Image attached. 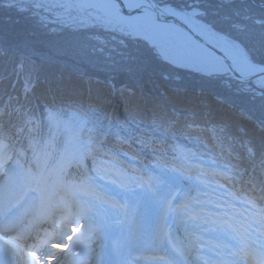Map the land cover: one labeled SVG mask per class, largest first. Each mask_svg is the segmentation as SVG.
Returning <instances> with one entry per match:
<instances>
[{
	"label": "clouds",
	"instance_id": "1",
	"mask_svg": "<svg viewBox=\"0 0 264 264\" xmlns=\"http://www.w3.org/2000/svg\"><path fill=\"white\" fill-rule=\"evenodd\" d=\"M43 4L50 5L45 11L53 24L115 33L102 41L105 44L149 42L170 34L164 14L172 7L168 0H151L149 19L137 26L147 33L144 37L121 26L115 14L106 21L97 12L76 11L69 0H43ZM184 11L204 15L192 4ZM221 35L244 49L236 38ZM89 51L85 42L81 52ZM245 70L247 79L264 86V63L247 56ZM35 87L30 78L20 96L5 99L0 95V185L5 189L0 228L4 236L28 235L22 241L26 246L46 240L41 258L54 255L55 264H96L95 253L106 244L102 215L96 218L100 231L89 241L95 252L82 250L77 257L75 248L65 253L52 245L75 244L67 240L70 223L80 207L97 203L74 191L76 186L91 183L105 193L128 180L149 193V202L135 237L127 241L126 254L109 256L105 249L110 264H145L146 253L163 257L155 264H264V154L257 158L247 141L228 135L223 126L200 121L195 114L183 118L169 114L162 105L145 112L131 103L126 120L103 113L104 104L90 97L52 99L43 112H33L28 100ZM64 111L85 115L91 123L65 120ZM93 113H101L98 122ZM53 114L59 117L55 121ZM165 174L179 177L181 183H169ZM68 216L61 225L60 219ZM84 222L87 227L88 221ZM3 261L20 264L18 257L8 253Z\"/></svg>",
	"mask_w": 264,
	"mask_h": 264
},
{
	"label": "trees",
	"instance_id": "2",
	"mask_svg": "<svg viewBox=\"0 0 264 264\" xmlns=\"http://www.w3.org/2000/svg\"><path fill=\"white\" fill-rule=\"evenodd\" d=\"M6 2L0 0V95L5 99L20 96L25 81L32 78L36 87L29 96L28 104L33 112H43L45 104L52 99L82 100L90 97L104 104L106 112L103 113L106 114L115 105L114 119L126 120L131 103L139 104L145 112L153 106L162 105L169 114L181 118L195 114L200 121L207 120L223 126L228 135L239 138L241 142L247 141L257 158L264 154V87L252 81L241 82L222 73L212 74V81L205 85L199 82L184 86L183 81L174 79L179 68L162 59L154 47H150L151 53L144 56L142 64L136 60L127 67L124 56L135 44L132 41L106 44L114 47L120 57H115V62H108L103 67L99 57L103 50L93 48L82 54L81 48L85 43L83 29L74 32L68 28L64 36L61 33L51 34L43 29L38 16L31 10ZM168 2L179 9L188 8L189 4L193 8L198 7L204 14L200 15L204 22L242 42L252 60L264 63V0ZM90 41L91 48L92 38ZM95 42L104 48L102 41ZM66 44H72L73 51L63 58L59 53L63 55L62 47ZM131 51L135 52L134 49ZM131 71L134 72L133 77ZM180 71L187 79L190 75L202 77L191 71L185 72V69ZM123 76L132 78L121 84ZM129 89L134 94H130ZM117 98L121 103L116 104ZM62 115L64 119L85 118L86 123H91L82 114L72 116L64 111ZM53 116L55 120L59 118L56 114ZM93 116L98 122L101 113H93ZM182 142L188 143L187 140Z\"/></svg>",
	"mask_w": 264,
	"mask_h": 264
},
{
	"label": "snow or ice",
	"instance_id": "3",
	"mask_svg": "<svg viewBox=\"0 0 264 264\" xmlns=\"http://www.w3.org/2000/svg\"><path fill=\"white\" fill-rule=\"evenodd\" d=\"M74 191L84 193L97 203L95 206L89 203L88 208L80 207L79 212L76 213L75 222L70 223L71 235H67V240L75 241V244L56 243L52 247L65 253L69 252L70 248H75L77 257L82 250L95 252V249L90 248L89 241L100 231V224L96 218L102 215L107 225L104 233L106 244H102L101 251L95 253L96 264H110V261L105 259L106 251L109 256L123 257L126 254L127 241L136 235L139 218L149 202V193L132 186L131 181L128 180L121 181L105 193L99 192L91 183H82L76 186ZM4 195L5 189L0 185V211L4 209ZM75 203L80 205L79 201ZM65 219H70V216L62 217L59 223L63 225ZM85 220L88 221L87 227ZM3 232L4 229L0 228V264H4L5 253L18 257L20 264H55L54 255L41 258L46 240L41 238L37 244L26 246L22 241L27 239L28 235L18 234L16 237H6ZM44 235L45 237L49 235L47 230L44 231ZM60 235L63 236L64 232L61 231ZM158 259L163 257H157L152 253H146L144 256L145 264H155Z\"/></svg>",
	"mask_w": 264,
	"mask_h": 264
},
{
	"label": "rangeland",
	"instance_id": "4",
	"mask_svg": "<svg viewBox=\"0 0 264 264\" xmlns=\"http://www.w3.org/2000/svg\"><path fill=\"white\" fill-rule=\"evenodd\" d=\"M70 3H72L73 5H76V11H80L81 9L83 10L84 14L86 15L88 12H97L99 15L103 16L104 19L110 20L111 17L106 15L102 10H100L99 8H94L91 7L89 5H85L81 2V0H69ZM6 3H13V5H17L20 6V8H28L29 10H31V13H35L38 16V20H39V24L43 27V29L51 34H55V33H61L63 36L66 35L68 33V28L63 27V25L60 24H53L49 21V13H47L45 11V7H49L50 5H46L43 4V0H7ZM37 5H43L41 7H37ZM174 8L175 11L186 14L189 19L196 23L199 24V26L204 27L207 31L210 32L211 35L217 37V38H223V36L221 35L222 33L216 31L213 26L211 24H209L208 22H204L200 16H197L196 14H192L189 15L188 13H186L184 10L188 9H179L177 7H171V9ZM196 9L199 10V12H202L198 7H196ZM121 22V21H120ZM210 25V27H209ZM121 26L126 27L129 31L134 32L135 34L144 37L147 35V33L143 32L142 29L140 28H136L134 26H129L127 24H124L121 22ZM70 29V28H69ZM73 30V29H70ZM78 30H80L79 28L75 29L74 32H77ZM94 35H97V37L93 38ZM110 35H115V33H109L107 31H105L102 28H93V27H89L86 29H83V37H85L84 41L91 43L90 39L92 38V47L96 48V49H103L102 53L99 54V57L101 58L100 61H102L101 66H105L107 65L106 63L108 62H113L116 58H119L120 55H118L119 53L117 52V50H115L114 47H108V45H106L105 43L102 42V44L104 45V48H100L102 45L101 44H97L95 42V40H100V41H104L107 37H109ZM225 35V34H224ZM143 39L137 40L136 42H134L135 44H132V46H130V53L127 52V54L124 56V64L129 67V65H133V61L138 60L139 64H142L144 62V56H147V54L151 53L152 48H150L146 43H150L151 47L156 48L155 50L157 52H159V56L164 59L167 60L168 62H170L172 65H174L176 68L178 67L179 69L176 71V73L174 74V79H178L183 81L184 86L185 84L187 85H192L193 83H198L200 82V84L205 85L206 83H209L210 80L212 81L211 75L212 74H226L229 75L230 77H232V75L229 73V70H227L226 67H223V65L220 64V70H216V71H208L209 65H212V60L209 57H206V54L204 52V50L201 48V46H197L196 42L193 40L190 43L186 40H182V41H178V40H174L170 37H168L167 39L161 38V39H157V38H150L149 42H142ZM185 41V42H184ZM130 42V41H129ZM242 43V42H241ZM136 44L138 47H136ZM223 45H228L227 46V50L229 52H232L233 54H239L241 56H250L248 55V53H245L244 49H241L240 46L238 44H236L233 41H225L224 43H222ZM244 45V44H243ZM68 48V47H67ZM134 49L135 52H132L131 50ZM132 52V53H131ZM67 55H69V51L67 50L65 52L64 55H60V57L66 58ZM235 56V55H233ZM132 58H135V60H131ZM128 60V61H126ZM107 61V62H106ZM115 62V61H114ZM103 66V67H104ZM185 72H192L195 73L197 75L201 74L202 77H197V76H192L190 75V77H187L183 74L182 71L183 70ZM119 71H121V68H119ZM134 71V70H133ZM130 75L133 77L134 72H130ZM132 77H125L123 76L121 78V84H124V80H129ZM245 82H250V81H245ZM258 86L264 87L260 84H257ZM183 86V87H184ZM256 90V89H255ZM117 102L116 104L121 103L119 98L116 99ZM127 108V107H125ZM52 119H55L54 116H52ZM165 179L173 184H180L181 180L179 177L176 176H171V175H165Z\"/></svg>",
	"mask_w": 264,
	"mask_h": 264
},
{
	"label": "bare ground",
	"instance_id": "5",
	"mask_svg": "<svg viewBox=\"0 0 264 264\" xmlns=\"http://www.w3.org/2000/svg\"><path fill=\"white\" fill-rule=\"evenodd\" d=\"M81 2L99 8L110 17L115 14L122 23L136 28L149 19L148 13L151 0H81ZM164 14L168 18L174 16L178 18V21L175 22L167 19L171 25L168 37L178 41L187 40L189 43L194 40L197 46H201L204 50L206 57H210L213 61L212 65H209L210 69L208 71L220 70V64L226 67L227 70L231 69V65H233L237 68L239 74L247 75L245 70L246 56L243 57L238 53L229 52L227 50L228 45L222 44L224 43L223 38L211 35L204 27L192 22L186 14L171 8L164 10ZM197 35L202 38L203 43L195 39Z\"/></svg>",
	"mask_w": 264,
	"mask_h": 264
},
{
	"label": "water",
	"instance_id": "6",
	"mask_svg": "<svg viewBox=\"0 0 264 264\" xmlns=\"http://www.w3.org/2000/svg\"><path fill=\"white\" fill-rule=\"evenodd\" d=\"M167 17V19H170L171 21H178L177 19V17L176 16H174V17H169L168 18V16H166ZM195 39L197 40H199L200 42H202L203 43V40H202V38H200L198 35L197 36H195ZM230 72H231V74H233V76L234 77H236V78H238L239 80H241V81H250L249 79H247V75H241V74H239L238 73V71H237V68L235 67V66H233V65H231V69H230Z\"/></svg>",
	"mask_w": 264,
	"mask_h": 264
}]
</instances>
